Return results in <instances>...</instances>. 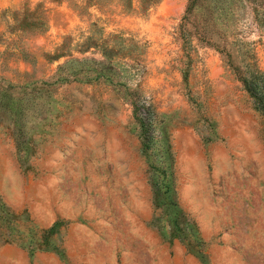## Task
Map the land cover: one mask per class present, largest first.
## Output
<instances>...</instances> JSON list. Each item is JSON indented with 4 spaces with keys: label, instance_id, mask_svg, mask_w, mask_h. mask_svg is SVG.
<instances>
[{
    "label": "rangeland",
    "instance_id": "374dc122",
    "mask_svg": "<svg viewBox=\"0 0 264 264\" xmlns=\"http://www.w3.org/2000/svg\"><path fill=\"white\" fill-rule=\"evenodd\" d=\"M253 78L264 0H0V264H264Z\"/></svg>",
    "mask_w": 264,
    "mask_h": 264
},
{
    "label": "trees",
    "instance_id": "16d2710c",
    "mask_svg": "<svg viewBox=\"0 0 264 264\" xmlns=\"http://www.w3.org/2000/svg\"><path fill=\"white\" fill-rule=\"evenodd\" d=\"M243 82L245 84V88L248 90V92L251 94V96L255 99L258 110H260L264 114V93L261 92V86L256 81L255 78L251 79L250 81L248 79H243ZM149 139V137H148ZM0 216L2 219L7 220V217H12L11 214L6 209L5 205L2 203V200L0 199ZM13 241V240H12ZM4 242H10L9 240H6Z\"/></svg>",
    "mask_w": 264,
    "mask_h": 264
}]
</instances>
